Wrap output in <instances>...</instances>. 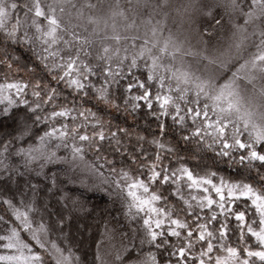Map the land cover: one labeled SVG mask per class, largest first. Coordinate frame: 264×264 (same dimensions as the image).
I'll return each mask as SVG.
<instances>
[{"label":"snow or ice","instance_id":"snow-or-ice-1","mask_svg":"<svg viewBox=\"0 0 264 264\" xmlns=\"http://www.w3.org/2000/svg\"><path fill=\"white\" fill-rule=\"evenodd\" d=\"M93 8L0 0V264H264V0L185 5L199 47Z\"/></svg>","mask_w":264,"mask_h":264},{"label":"rangeland","instance_id":"rangeland-1","mask_svg":"<svg viewBox=\"0 0 264 264\" xmlns=\"http://www.w3.org/2000/svg\"><path fill=\"white\" fill-rule=\"evenodd\" d=\"M93 3L95 8L85 9V14H91L96 18L98 22L96 27L100 30L101 35L104 32L111 33L115 31L121 37H127L129 40L134 36L143 37L149 28L145 17L167 13V28L171 29L181 39L190 41L194 47L200 46V38L196 31L199 17L196 13L189 16L188 13L184 12V6L189 3L204 4L207 3V0H93ZM157 5H161V7L158 8ZM121 11L123 12L122 15L119 14ZM113 12L118 14L113 15ZM133 20L135 23H132ZM120 43L123 46L128 43V40L122 39ZM227 43V33L225 32L218 39L209 41V49L211 51L214 48L217 52H222ZM179 62L189 63L182 57H178ZM191 64L196 67L197 61L192 60ZM207 71L219 74V70L211 65ZM0 75H2V72H0ZM244 95L248 99L251 93L245 92Z\"/></svg>","mask_w":264,"mask_h":264},{"label":"trees","instance_id":"trees-1","mask_svg":"<svg viewBox=\"0 0 264 264\" xmlns=\"http://www.w3.org/2000/svg\"><path fill=\"white\" fill-rule=\"evenodd\" d=\"M236 167L237 166L234 164L231 167H229L227 164H221L220 165L221 171H222V173L226 179L235 175V168Z\"/></svg>","mask_w":264,"mask_h":264}]
</instances>
